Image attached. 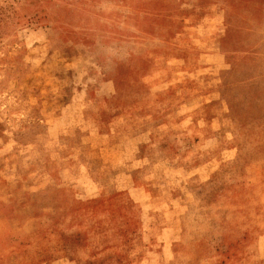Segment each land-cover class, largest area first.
<instances>
[{
  "label": "rangeland",
  "instance_id": "obj_1",
  "mask_svg": "<svg viewBox=\"0 0 264 264\" xmlns=\"http://www.w3.org/2000/svg\"><path fill=\"white\" fill-rule=\"evenodd\" d=\"M0 264H264V0H0Z\"/></svg>",
  "mask_w": 264,
  "mask_h": 264
}]
</instances>
